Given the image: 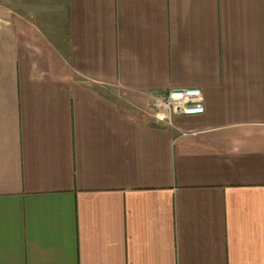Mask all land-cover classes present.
I'll use <instances>...</instances> for the list:
<instances>
[{"label":"crops","instance_id":"0c3cea01","mask_svg":"<svg viewBox=\"0 0 264 264\" xmlns=\"http://www.w3.org/2000/svg\"><path fill=\"white\" fill-rule=\"evenodd\" d=\"M0 264H264V0H0Z\"/></svg>","mask_w":264,"mask_h":264},{"label":"built area","instance_id":"2783aa9c","mask_svg":"<svg viewBox=\"0 0 264 264\" xmlns=\"http://www.w3.org/2000/svg\"><path fill=\"white\" fill-rule=\"evenodd\" d=\"M154 120L170 124L173 116L200 115L204 111L202 92L197 88L169 90L151 104Z\"/></svg>","mask_w":264,"mask_h":264}]
</instances>
